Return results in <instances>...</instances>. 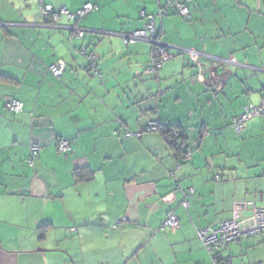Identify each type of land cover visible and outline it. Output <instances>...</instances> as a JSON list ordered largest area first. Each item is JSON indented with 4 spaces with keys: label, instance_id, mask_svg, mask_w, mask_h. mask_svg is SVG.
<instances>
[{
    "label": "crops",
    "instance_id": "1",
    "mask_svg": "<svg viewBox=\"0 0 264 264\" xmlns=\"http://www.w3.org/2000/svg\"><path fill=\"white\" fill-rule=\"evenodd\" d=\"M44 1L99 8L54 24L36 0H0V264H215L197 231L264 206V114L241 133L232 125L264 95V0H193L191 20L171 8L157 27L174 56L155 73L152 44L123 36L162 0ZM11 97L24 111L7 110ZM151 121L162 130L147 131ZM170 126L183 133L181 157ZM84 168L91 178L78 180ZM170 211L179 228L163 225ZM261 247L264 234L221 255L262 264Z\"/></svg>",
    "mask_w": 264,
    "mask_h": 264
},
{
    "label": "built area",
    "instance_id": "2",
    "mask_svg": "<svg viewBox=\"0 0 264 264\" xmlns=\"http://www.w3.org/2000/svg\"><path fill=\"white\" fill-rule=\"evenodd\" d=\"M40 6L42 15L51 23L58 24L63 17L67 19L78 20L89 13L98 10V6L91 2L85 3L82 7L75 11L69 10L67 7L55 9L51 4L46 3L44 0H36ZM192 1V0H187ZM168 4L174 5L181 15L188 16L189 8L183 2H172L168 0ZM169 15L168 8L162 7L157 14H147L144 10L141 11V16L146 19L141 29L135 30L130 34H125L123 40L125 44L133 43L138 40H146L150 42L154 47L152 54L151 64L148 67L147 72L155 73L162 68L164 63L173 58V54L169 51V46L161 41L159 30L157 28L156 19L163 18ZM73 36L82 38L84 37V31L77 26L71 27ZM83 53L86 54L90 60V67L93 70H97V57L93 53H89L87 48L83 49ZM50 70L54 76L60 78L64 76L66 71V65L60 61L50 66ZM6 108L11 113H21L24 111V102L19 98L11 97L6 100ZM264 114V95L259 105L249 104L245 106L244 111L237 115L233 120V127L236 132L241 133L246 128L247 122L253 117ZM159 122H149L146 130L149 132L158 131ZM175 143H179V133L176 130L172 131ZM134 134L127 132L126 136L131 137ZM141 134H136L140 136ZM41 149V144L32 140L30 143V159L29 163L33 164V160L38 156ZM58 149L61 153H69L72 150V145L68 139L58 140ZM181 168V165L177 166V170ZM172 175L175 173L172 172ZM218 180V177H216ZM180 187V186H179ZM193 188H189L184 191L183 205L188 207L189 202L187 196L193 193ZM164 226L171 228H179L180 220L175 212L170 211L167 214ZM198 238L203 246L213 256L215 264H225L219 261L218 254H221L222 250L233 242H240L247 238L255 237L259 234H264V206L255 207L249 216H242L239 210L234 212V216L231 219L220 221L214 225L207 226L197 231Z\"/></svg>",
    "mask_w": 264,
    "mask_h": 264
},
{
    "label": "trees",
    "instance_id": "3",
    "mask_svg": "<svg viewBox=\"0 0 264 264\" xmlns=\"http://www.w3.org/2000/svg\"><path fill=\"white\" fill-rule=\"evenodd\" d=\"M163 1V4H162V6H161V8L160 9H162V7H166V8H168V11H169V15H171L172 14V12L170 11V9L171 8H173V10H174V13L175 14H177V15H180V16H182V17H184V18H186V19H190L191 20V10H190V6H189V4L193 1H187V0H171L172 2H179V1H181V2H183L184 4H186L187 6H188V8H189V15L188 16H184V15H181L180 14V12L178 11V9L174 6V5H170V4H168V0H162ZM147 13V12H146ZM147 14H149V13H147ZM155 14H157V13H155ZM168 15V16H169ZM164 18V17H163ZM163 18H157L156 19V24H157V20H162ZM145 19V18H144ZM145 22H146V19H145ZM144 22V23H145ZM143 27V26H142ZM141 27V28H142ZM140 28V29H141ZM158 28V27H157ZM138 30V29H137ZM159 30V29H158ZM135 31V30H134ZM132 33V32H131ZM159 34H160V39H161V41L162 42H164L163 40H162V37H161V32H160V30H159ZM165 44H167L166 42H164ZM153 46V45H152ZM169 51H170V47H169ZM153 52H154V47H152V54H153ZM171 52V51H170ZM174 56V55H173ZM168 62V61H167ZM165 64V63H164ZM163 67V66H162ZM158 72V71H157ZM21 100V99H20ZM15 114V113H14ZM149 124V123H148ZM148 126V125H147ZM147 128V127H146ZM173 129H174V127H172V126H170V127H168L167 129H166V131L164 132L166 135H167V137H168V140H169V142H170V144L178 151V156L179 157H181L182 155H185L186 154V152L184 151V149L182 148V146L179 144V143H175L174 142V139L173 138H175V137H173V134H172V131H173ZM158 130H162V125L160 124V122H159V129ZM179 132V139H183V133L182 132H180V130H178ZM181 159V158H180ZM75 174H76V177H77V179L78 180H83V179H89V178H91V172L89 171V170H86L85 168L84 169H77L76 171H75ZM166 220V219H165ZM165 223V222H164ZM164 225V224H163ZM234 243V242H233ZM230 245V244H229ZM218 258H219V261H221V262H224L225 264H229L228 262H229V260H227V259H224V257L221 255V254H218Z\"/></svg>",
    "mask_w": 264,
    "mask_h": 264
},
{
    "label": "rangeland",
    "instance_id": "4",
    "mask_svg": "<svg viewBox=\"0 0 264 264\" xmlns=\"http://www.w3.org/2000/svg\"><path fill=\"white\" fill-rule=\"evenodd\" d=\"M236 132V131H235ZM240 136V135H239ZM260 250H259V256H261V254L262 255H264V247H261V248H259ZM252 252L253 251H250L249 253H248V255L247 256H243V259L245 258L246 260H249L250 259V257L252 256ZM237 259H241V258H237ZM238 262H240L239 260H237ZM262 264H264V261L262 262Z\"/></svg>",
    "mask_w": 264,
    "mask_h": 264
}]
</instances>
